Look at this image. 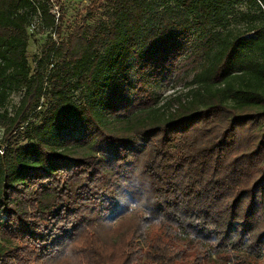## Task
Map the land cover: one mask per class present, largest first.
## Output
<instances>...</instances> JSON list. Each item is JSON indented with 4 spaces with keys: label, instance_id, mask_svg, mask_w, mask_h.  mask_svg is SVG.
I'll list each match as a JSON object with an SVG mask.
<instances>
[{
    "label": "trees",
    "instance_id": "obj_1",
    "mask_svg": "<svg viewBox=\"0 0 264 264\" xmlns=\"http://www.w3.org/2000/svg\"><path fill=\"white\" fill-rule=\"evenodd\" d=\"M89 1L0 0V264H264V0Z\"/></svg>",
    "mask_w": 264,
    "mask_h": 264
},
{
    "label": "rangeland",
    "instance_id": "obj_2",
    "mask_svg": "<svg viewBox=\"0 0 264 264\" xmlns=\"http://www.w3.org/2000/svg\"><path fill=\"white\" fill-rule=\"evenodd\" d=\"M54 9L52 12L55 15L56 23H59L60 28V37L67 36L76 25L81 24L85 21V8L89 5V0H53ZM58 19H60L58 21ZM88 24H95L96 20L93 21L90 19L86 20ZM30 34L27 57L30 63L32 62L33 56L36 55L41 48V45L46 41L49 33L37 34L34 32V29L28 30ZM53 39L58 38V34H51ZM189 77V76H188ZM187 78H175L174 76L170 77L168 82H160L156 89V93L160 98L167 97L173 93L182 91L186 83ZM12 100L14 102L18 101V97L15 95ZM2 132L0 130V139ZM1 146V141H0ZM209 264H225L221 259H215ZM208 264V263H206ZM229 264V263H228ZM233 264V263H232Z\"/></svg>",
    "mask_w": 264,
    "mask_h": 264
},
{
    "label": "built area",
    "instance_id": "obj_3",
    "mask_svg": "<svg viewBox=\"0 0 264 264\" xmlns=\"http://www.w3.org/2000/svg\"><path fill=\"white\" fill-rule=\"evenodd\" d=\"M51 1H53V0H51ZM53 9H54V4H53Z\"/></svg>",
    "mask_w": 264,
    "mask_h": 264
}]
</instances>
